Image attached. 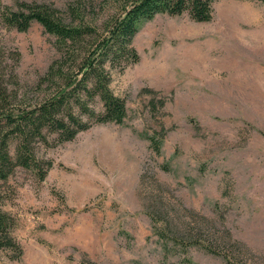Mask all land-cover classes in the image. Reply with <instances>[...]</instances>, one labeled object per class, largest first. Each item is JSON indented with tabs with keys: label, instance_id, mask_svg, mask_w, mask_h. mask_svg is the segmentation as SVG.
Returning <instances> with one entry per match:
<instances>
[{
	"label": "rangeland",
	"instance_id": "1",
	"mask_svg": "<svg viewBox=\"0 0 264 264\" xmlns=\"http://www.w3.org/2000/svg\"><path fill=\"white\" fill-rule=\"evenodd\" d=\"M15 1L0 0V13ZM25 1L51 3L67 22L73 6L99 32L119 10ZM132 45L138 61L110 69L124 122L39 144L52 161L43 179L17 166L0 181L22 248L17 259L0 248V264H264V1L216 0L209 21L157 13ZM62 57L37 21L20 31L0 16L1 80L18 101L47 94L40 76Z\"/></svg>",
	"mask_w": 264,
	"mask_h": 264
},
{
	"label": "trees",
	"instance_id": "2",
	"mask_svg": "<svg viewBox=\"0 0 264 264\" xmlns=\"http://www.w3.org/2000/svg\"><path fill=\"white\" fill-rule=\"evenodd\" d=\"M117 1L119 10L107 20L103 32L86 24L73 6L69 8L73 19L68 22L51 3L16 0L14 7L3 6L0 16L6 26L24 31L37 21L55 37L64 58L54 60L40 76L39 84L45 83L49 91L34 103L18 101L0 75V181H6L17 166L32 169L43 179L52 161L37 155L39 144L69 141L94 123L122 124L127 116L125 98L110 88V69L138 61L132 39L139 23L157 13H187L193 20L209 21L216 0ZM66 55L72 61L69 66ZM95 98L101 104L99 110L93 106ZM150 141L158 151L160 137L152 135ZM14 226L15 218L0 206V248L10 250L12 259H17L22 248L12 234Z\"/></svg>",
	"mask_w": 264,
	"mask_h": 264
}]
</instances>
